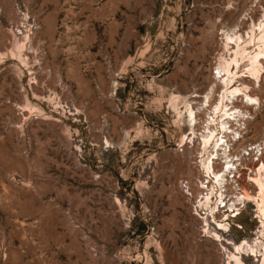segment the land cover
<instances>
[{
	"label": "rangeland",
	"instance_id": "rangeland-1",
	"mask_svg": "<svg viewBox=\"0 0 264 264\" xmlns=\"http://www.w3.org/2000/svg\"><path fill=\"white\" fill-rule=\"evenodd\" d=\"M263 20L264 0H0V264H149L148 236L187 224L186 191L212 176L200 135L221 132L220 66ZM247 48L228 77L259 103L229 104L246 113L229 153L253 196L264 63L247 72ZM256 210L230 223L225 247L261 248Z\"/></svg>",
	"mask_w": 264,
	"mask_h": 264
},
{
	"label": "bare ground",
	"instance_id": "bare-ground-1",
	"mask_svg": "<svg viewBox=\"0 0 264 264\" xmlns=\"http://www.w3.org/2000/svg\"><path fill=\"white\" fill-rule=\"evenodd\" d=\"M262 22L260 24L258 23L259 25L252 23L253 26H251V35L249 36L248 42H246L247 40L244 41V39H242L243 36L242 37L238 36V40H240V43H237L236 49L234 48L235 51L233 50L234 57L231 58L229 61H227V63H225L224 66L222 65L220 66V70H221L220 72H222V75H220V79L226 84V86H228L227 88L228 90L224 91V93L226 92L224 96L221 95L222 99L225 98V103H223L221 100L218 104H215L214 109L212 111V115L214 113L215 115L216 113L221 114L220 115L221 120L219 123L221 132L219 131V133H222V134L221 136L219 135V133L214 132L215 133L214 134L212 129H210L209 127H205L207 129L205 134L202 133L200 135L201 142L203 143L204 148L207 146L212 147L209 153L210 155L206 158V160L203 163V167L207 171V174H209V172L212 174L211 178L222 179L223 176H226L225 174H227V172L228 174L232 173L234 168L236 170V174H239V171L235 166V161H237L238 159L235 158V160H233L234 156L230 155L229 153L230 143L232 140L231 137L235 136V134H238V132L235 131V129L231 125V123L238 122L241 118H244L246 113L233 105L230 106L229 104H233L234 102L233 99L235 98V100H237L239 96H242V98L246 100L245 102L250 105L259 103V101L256 96L243 92L242 88L237 86L239 83L236 84L238 82L236 80V77L229 78L228 76L231 73V70H230L231 62L232 61L237 62L235 60V57H237L240 53L241 54L240 58H243L241 56L245 52L248 51V50L246 51L247 46L249 44H252L253 42H256L257 43V49H255L256 51L253 54L248 53V55L246 54V56L248 57V60H249V64H248L249 68L247 72H250L252 76H256L258 78V74L260 70L263 68V63H264V20ZM255 26L257 27L258 34L255 33ZM229 38L231 39V37ZM249 52H252V51H249ZM244 88L247 89V86H245ZM189 116H190V129H191V132L189 133V135L194 136L196 134V118H195V115L192 109H190L189 111ZM253 149L255 150L256 154L259 152V155H261L262 150H263V148L260 147V145L253 147ZM213 160L222 161L221 162L222 166L220 170H217V171L214 170L213 164L215 162H213ZM259 164L256 167L257 169L255 168L254 176L248 177L249 180L252 182V184L255 186L256 192L253 196L246 195V197L249 200L255 202L260 218H263V220L261 221V224L264 226V162H259ZM207 177H210V176H207ZM205 225H206L205 231L209 232V234L218 241H223L221 234L229 231L228 226L225 223H218V227L216 228L214 226L215 229L211 232L208 229L211 223L207 219L205 220ZM255 242L256 244L257 243L260 244L261 248L259 250L256 249V245H253L252 243H249L245 240L243 242H238V243L230 242L232 244V249L227 248L225 247L226 245H224L222 248L227 252V256H228V260L226 264H245L243 260V255L246 253H248L247 256L253 257V259L257 263L264 264V242H262V240L258 242L255 241Z\"/></svg>",
	"mask_w": 264,
	"mask_h": 264
},
{
	"label": "crops",
	"instance_id": "crops-1",
	"mask_svg": "<svg viewBox=\"0 0 264 264\" xmlns=\"http://www.w3.org/2000/svg\"><path fill=\"white\" fill-rule=\"evenodd\" d=\"M186 210L187 224L172 228L157 224L155 233L148 236L150 249L155 243L154 253L149 252V264H226V253L222 250L225 244L216 241L209 232L202 233L199 220L189 207ZM160 216L157 222L167 219L169 214L161 213Z\"/></svg>",
	"mask_w": 264,
	"mask_h": 264
},
{
	"label": "built area",
	"instance_id": "built-area-1",
	"mask_svg": "<svg viewBox=\"0 0 264 264\" xmlns=\"http://www.w3.org/2000/svg\"><path fill=\"white\" fill-rule=\"evenodd\" d=\"M225 175L222 179L205 177L199 181L198 191L195 194L186 191L191 199V213L199 220L202 233H205L206 219L211 223V226L216 228L218 223H225L230 231V223L236 221L242 212L246 211L249 202L255 203L246 197L251 191L237 184L239 178L237 175L239 174H236L235 168L232 173L228 174L227 172ZM210 181L214 186L210 184ZM253 218L259 223L263 220L260 218L258 210L253 214ZM233 224L241 229L237 222H233ZM224 256L228 260V256L226 254Z\"/></svg>",
	"mask_w": 264,
	"mask_h": 264
}]
</instances>
